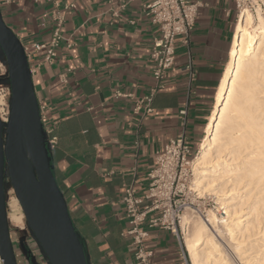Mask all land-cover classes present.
Instances as JSON below:
<instances>
[{
	"label": "crops",
	"instance_id": "obj_1",
	"mask_svg": "<svg viewBox=\"0 0 264 264\" xmlns=\"http://www.w3.org/2000/svg\"><path fill=\"white\" fill-rule=\"evenodd\" d=\"M189 1L200 5L190 45L177 41L164 89L153 99V112L143 115L135 106L155 85L149 56L160 36L143 12L147 0H0L6 24L28 49L51 39L57 4H75L62 10V35L71 47L63 42L49 65L41 63L42 54H33L30 67L56 138L50 148L53 174L89 264L136 262L138 247L126 235L125 191L133 186L138 196L148 194L156 157L170 140L184 134L197 150L205 136L230 62L238 9L235 0ZM142 229L148 231L150 264H188L170 229H148V221ZM32 248L38 254L33 242ZM38 262L43 264L40 256Z\"/></svg>",
	"mask_w": 264,
	"mask_h": 264
},
{
	"label": "bare ground",
	"instance_id": "obj_2",
	"mask_svg": "<svg viewBox=\"0 0 264 264\" xmlns=\"http://www.w3.org/2000/svg\"><path fill=\"white\" fill-rule=\"evenodd\" d=\"M245 7L192 162V186L216 198L224 213L210 212V218L188 229L184 246L190 264H264V15L258 8L255 17ZM3 105L0 96V112ZM16 206L14 198L9 219L19 225L23 214Z\"/></svg>",
	"mask_w": 264,
	"mask_h": 264
},
{
	"label": "water",
	"instance_id": "obj_3",
	"mask_svg": "<svg viewBox=\"0 0 264 264\" xmlns=\"http://www.w3.org/2000/svg\"><path fill=\"white\" fill-rule=\"evenodd\" d=\"M0 62L6 73L0 87L10 89L7 121L0 117V255L3 264H19L10 224L7 192L13 190L38 254L19 250L30 264H89L64 194L53 174L50 147L41 120L26 49L6 24L0 7Z\"/></svg>",
	"mask_w": 264,
	"mask_h": 264
},
{
	"label": "built area",
	"instance_id": "obj_4",
	"mask_svg": "<svg viewBox=\"0 0 264 264\" xmlns=\"http://www.w3.org/2000/svg\"><path fill=\"white\" fill-rule=\"evenodd\" d=\"M246 1L235 0L238 14ZM56 7L57 9L53 14L54 29L51 39L48 42L35 43L31 49L25 48L29 62L33 59V54H42L43 60L41 63L52 64L57 56V49L63 42L71 47L70 41L62 35L61 29L65 21L62 10L69 11L75 8V4H64V6L57 4ZM199 8L198 3H192L189 0H147L143 5L144 14L150 18L154 25L159 27L160 36L154 39L149 56L155 85L148 95L137 101L136 113L143 112V115H148L153 112V99L159 91L164 89L166 76L175 65L176 43L180 39L183 45H190L191 34L196 25ZM187 70L190 78H194L195 70L191 56L188 58ZM6 72L5 65L0 62V76ZM117 95L119 96V94ZM0 96L3 98L4 103L0 117L6 116L8 118L10 89L0 87ZM38 105L47 144L52 148L56 144V138L53 137V130L46 125L47 106L43 101H38ZM181 114L186 115V111H182ZM197 153L198 149L193 153L186 136L180 134L170 140L164 151L157 155V165L150 174L151 183L148 194L144 197L138 196L133 186L125 191L122 201L130 224V229L126 232V235L131 236L134 244L138 247L135 254L136 262L133 264H150L149 259L152 257V252L147 251L144 246L148 231L142 229V225L147 221L148 229L158 227L170 229L175 233L181 241L187 259L183 243L185 234L190 227V221L185 223V217L188 215V211L194 214L200 213L204 218L208 216L206 209L208 200L204 199L202 202L203 199L201 200L199 193L192 186L194 177L192 162ZM7 197L10 209V201L16 198L13 190H8ZM145 201H148V204L144 205ZM187 263L189 264L188 259ZM0 264H3L1 255ZM44 264L46 263L44 262Z\"/></svg>",
	"mask_w": 264,
	"mask_h": 264
},
{
	"label": "rangeland",
	"instance_id": "obj_5",
	"mask_svg": "<svg viewBox=\"0 0 264 264\" xmlns=\"http://www.w3.org/2000/svg\"><path fill=\"white\" fill-rule=\"evenodd\" d=\"M246 6V7H245ZM242 7H245V8H248L252 13H253V15L255 16V17H257V11H258V8H260L261 9V12L263 13V15H264V0H247L246 2H245V4H244V6H242ZM199 150V149H198ZM196 152V150H193V153H195ZM194 179H195V175H194V177H193V182H194ZM194 188V187H193ZM195 189V188H194ZM197 191V190H196ZM198 192V191H197ZM199 193V196L201 197V200H202V202L204 201V199L205 200H208L207 201V205H206V209H207V214H208V217L207 218H210V216H211V213L210 212H213V213H216L218 216H220L222 213H224V210H221L220 208H219V206H218V204H217V201H216V198H214V197H212V196H208L207 194H201L200 192H198ZM197 193V194H198ZM12 204V201H10V205ZM18 204H19V202H18ZM16 209H17V212H18V214L19 213H22L23 214V211H22V209H21V206H20V204H19V206L17 207H15ZM12 213V209L10 208L9 210H8V214H9V217H10V214ZM186 219H188V222L190 221V227H189V230H191L192 229V227H193V225L195 224V223H201L202 221V216H201V214L199 213V214H194V213H191L190 211H188V215H186ZM10 224H12V226H13V230H15V227H20V228H22V229H25V231L27 232V234H28V236H30V233H29V230L26 228V222H25V218H24V214H23V219H22V222H21V224H19V225H16V224H14V223H12L11 221H10ZM19 230H21V229H17L15 232H18ZM15 235V234H14ZM30 239V238H29ZM218 239H219V241L222 243V245L223 246H226V244L227 245H229L228 244V242L225 240V239H223V240H221L219 237H218ZM226 239H227V236H226ZM183 246H184V243H183ZM184 249H185V251H186V247L184 246ZM186 254H187V252H186ZM187 259H188V262H189V264H190V261H189V258H188V255H187Z\"/></svg>",
	"mask_w": 264,
	"mask_h": 264
},
{
	"label": "flooded vegetation",
	"instance_id": "obj_6",
	"mask_svg": "<svg viewBox=\"0 0 264 264\" xmlns=\"http://www.w3.org/2000/svg\"><path fill=\"white\" fill-rule=\"evenodd\" d=\"M7 208L9 210L8 207V197H7ZM10 220V219H9ZM15 236L19 239L25 238L24 243L27 249L31 248V243L32 241H30L29 236L27 234V232L25 231V229H21L18 232H16ZM15 246V251H16V255H17V259H18V263L19 264H30V261H28L21 253V251L19 250L18 246H19V241L14 243ZM34 250V248H32Z\"/></svg>",
	"mask_w": 264,
	"mask_h": 264
}]
</instances>
